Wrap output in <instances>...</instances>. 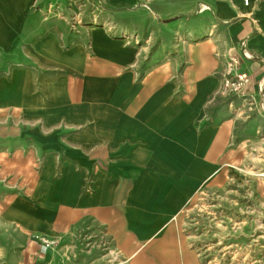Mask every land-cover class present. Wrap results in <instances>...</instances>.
<instances>
[{"label": "crops", "instance_id": "1", "mask_svg": "<svg viewBox=\"0 0 264 264\" xmlns=\"http://www.w3.org/2000/svg\"><path fill=\"white\" fill-rule=\"evenodd\" d=\"M255 145L264 0H0V264H201L175 221Z\"/></svg>", "mask_w": 264, "mask_h": 264}, {"label": "rangeland", "instance_id": "2", "mask_svg": "<svg viewBox=\"0 0 264 264\" xmlns=\"http://www.w3.org/2000/svg\"><path fill=\"white\" fill-rule=\"evenodd\" d=\"M248 160L204 187L175 221L201 264H264V147Z\"/></svg>", "mask_w": 264, "mask_h": 264}, {"label": "built area", "instance_id": "3", "mask_svg": "<svg viewBox=\"0 0 264 264\" xmlns=\"http://www.w3.org/2000/svg\"><path fill=\"white\" fill-rule=\"evenodd\" d=\"M245 4H249V0H245ZM251 83V74L241 67V60L238 54L232 53L227 63V71L224 82L225 92H232L238 95H244L249 84ZM253 105V100L249 101ZM48 245L51 242L44 238Z\"/></svg>", "mask_w": 264, "mask_h": 264}, {"label": "bare ground", "instance_id": "4", "mask_svg": "<svg viewBox=\"0 0 264 264\" xmlns=\"http://www.w3.org/2000/svg\"><path fill=\"white\" fill-rule=\"evenodd\" d=\"M260 175H264V173H260Z\"/></svg>", "mask_w": 264, "mask_h": 264}]
</instances>
